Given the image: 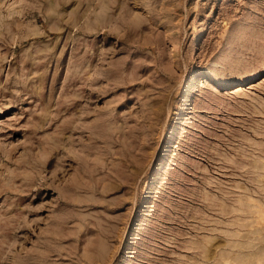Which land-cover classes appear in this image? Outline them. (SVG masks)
I'll return each instance as SVG.
<instances>
[{"label": "rangeland", "instance_id": "374dc122", "mask_svg": "<svg viewBox=\"0 0 264 264\" xmlns=\"http://www.w3.org/2000/svg\"><path fill=\"white\" fill-rule=\"evenodd\" d=\"M264 0H0V264H264Z\"/></svg>", "mask_w": 264, "mask_h": 264}, {"label": "bare ground", "instance_id": "6f19581e", "mask_svg": "<svg viewBox=\"0 0 264 264\" xmlns=\"http://www.w3.org/2000/svg\"><path fill=\"white\" fill-rule=\"evenodd\" d=\"M263 257H264V254H263Z\"/></svg>", "mask_w": 264, "mask_h": 264}]
</instances>
